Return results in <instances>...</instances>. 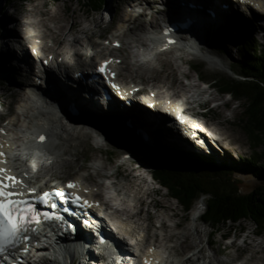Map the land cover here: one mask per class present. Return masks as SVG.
Instances as JSON below:
<instances>
[{
  "label": "bare ground",
  "instance_id": "obj_1",
  "mask_svg": "<svg viewBox=\"0 0 264 264\" xmlns=\"http://www.w3.org/2000/svg\"><path fill=\"white\" fill-rule=\"evenodd\" d=\"M161 1L164 3V8L153 15L148 14L145 15V17L138 15L131 16L130 12L125 10L122 13L120 22H118L120 23L118 24V28L108 37L109 44L102 41L94 42L91 40L93 36H98L100 38L105 35V30L96 33L92 25L96 13H92L82 0H77L76 6L72 5L71 0H62L61 5H53L55 0H38L32 2L30 15L27 16L28 20L26 24H24L23 30H19V27L14 25L11 28L5 26L3 29V33L8 38V42L3 52L0 51V71H2L0 74H2V76H10L11 80L14 78L15 83L18 84L16 76L23 70L26 82H30L29 88L33 86V89L44 94L46 99L54 103L72 107L80 117L85 116L92 122L101 125L116 138H122L125 134L135 133L138 141L146 146L148 151L152 153L153 158L157 161L162 159V151L164 148H173L174 151H180L178 148H187L189 151H194V148H197V144L195 145V143H192L189 139L173 133L169 125L166 122L163 123L164 118L161 113H158L154 105L157 103L155 100L137 99L131 92L132 89L130 86L123 88L121 91L120 88L122 86L113 87L115 83H108L107 81L100 83V76L98 77V74L94 70H91L89 78L94 76L98 83V88H96L98 91H96L95 95V89L91 88L88 84L86 85L81 77L76 75V78H74V74L68 73L69 69L85 66L89 64V62H91L89 67L94 69V65L96 71H98L100 65L104 64L105 61H110L111 63L106 65L107 72L112 74V72L116 71L120 80L126 83L130 82L129 77L133 81L142 83L143 90H146L149 94L151 91H154L152 95L150 94V98L166 95L171 97L179 94L181 89H199L198 87L201 88V86L195 81L197 79L203 84L202 90L199 91L200 96L204 100L202 106L208 107L211 105V101H216L217 103L219 100L217 94H215L209 86L206 88V83L208 84V81H205L202 77L203 75H201L197 69H193V62H189L191 57L183 48L172 46L157 53L153 59L148 60L139 58L140 48L141 46L149 45L147 33L156 29L157 25L160 24L164 30L168 29L176 34L179 32L178 30L182 23L183 29H187L188 26L197 28L200 40L198 43L208 46L209 40L213 43V40L209 39L207 33L208 23L213 24L215 27L222 26L230 30L242 32V14L238 9L234 8L233 0ZM238 1L241 3L243 2V0ZM13 5L15 9H17L16 2H13ZM242 7H246L249 11L252 9V7L250 8L244 5V3ZM261 11L264 12V9ZM252 14L253 12H251L250 15ZM160 17H167L173 22L180 21V25H176L175 28H169L164 23L163 19L159 23ZM69 19H72V21H70L67 26L66 21ZM248 28L251 30V23H249ZM69 31H73L76 37L75 39L70 38L69 41L65 43L64 39L69 34ZM21 32H26V35L21 34ZM182 33L185 34L187 32L182 31ZM45 36L50 37L51 41L48 42L44 40ZM85 37L88 39L86 46H84V43H81V40L85 39ZM115 41H117L118 44H114ZM216 43L220 42L216 40ZM79 44H82L81 48H83V50L79 49ZM20 45L22 47H20ZM226 49L227 53L231 51L229 45H226ZM175 52L178 53L176 58L173 56ZM86 53H89L90 59H86L83 56ZM99 55H101V58L98 59V64L96 66L95 60ZM34 57H37L42 63L43 68H45L44 86L41 84L43 83L41 78L35 79L34 77L38 76L37 72H35ZM212 63L219 66L214 60ZM186 64H189L187 68L184 67ZM107 72H105V75H107ZM66 73H68L67 75L69 76L67 79L64 77ZM105 75L103 74V77H105ZM184 76L187 77V80L184 79ZM31 78L33 79L32 82L29 81ZM36 80L41 83L35 86L34 82ZM107 84H109V87ZM191 92L192 94L195 93L194 91ZM185 93L186 92H184V94ZM3 94H5V92H0V103L2 105L6 102L1 96ZM10 95L18 99L17 104H19L21 111L17 110L15 116L7 121H0V145H2L0 151L5 154L3 158H0L4 161L0 163V167L10 169L8 175L12 176L17 172L11 165H8L10 163V156L8 153L15 155V163L18 164L16 168L23 165V162H27L26 164L30 168L27 176H30V178L39 177L42 173L47 172L49 174V172H52L45 163L51 158V154L60 156L61 149H67L66 151H68L69 147L73 146V142H71L73 136H76L83 142L85 141L86 135H92L90 130L77 127L76 119H74V122H68L63 117L55 118L47 114L45 119L38 118L34 123L30 121L26 122L24 121L25 116H34L36 111L42 109L36 107L35 100L33 102L29 101L31 100V96L23 88V83L22 85L20 84L17 89L13 90ZM196 98H198L197 94ZM189 109L203 115L207 119L215 121L218 128V139L215 146L218 147L219 144H227L224 140L227 133L223 128L228 123H231L232 119L220 109L219 105L214 108H209L208 110L199 108L196 105L189 106ZM2 114L0 112V116ZM23 126L24 128H22ZM171 129L173 130V127H171ZM40 135L45 137L42 142L39 140ZM202 135L203 134L199 132L198 136L194 135V137L198 142H201L203 139L201 138ZM235 137L237 140H240L241 134L235 133ZM204 151L211 152L213 149L210 147V150L207 148ZM121 154L125 155L126 152H122ZM33 161H35V163ZM65 163L71 166L70 172L73 171L77 174L75 180L78 184H76L74 189L83 193H89L91 189L98 193L97 186L101 185L103 182L98 181L96 174L99 176H108V174L111 173L102 171L98 167L95 168L96 174L88 172V169H86L87 172L80 173L85 165L79 164L76 159H67ZM126 163L127 162H124L119 165L117 172L127 177H132L137 181L136 184L141 187L144 186L147 182L145 173L140 171L141 169L139 167ZM76 167H78V169H76ZM216 167L217 166H213V168ZM17 175L19 176V174ZM81 178L90 181V183L92 182V187L84 186L83 188ZM19 179L21 181L28 180L23 177H19ZM132 187H134V185ZM86 188H89V190ZM146 192H152L151 186L146 187ZM69 198L70 196H68V199ZM153 203L158 207H165L166 210H172L171 216H176L178 214V210L172 204H166L162 200H154ZM127 210L128 208L125 209L126 212ZM131 214L133 213L131 212ZM149 216L150 213L148 212V217ZM160 220L161 231L164 232L162 241H165L163 243L164 249L167 250L164 254L169 252L170 255L166 261L169 264H176L174 263L175 260L170 259L174 255L173 250L175 246L167 242L171 241V238L174 236L178 237L179 233L175 232L173 228L168 229L170 223L165 217H162ZM120 223L122 230L127 232L133 241L135 239L139 240L137 243V252L147 247L149 253H158L156 256L157 259H164L165 255L159 247L147 246L145 241H143L144 234L146 230L148 231L150 223H146L143 227L145 232L143 229H139V222L122 220ZM175 225L179 226L180 223L175 222ZM78 226L79 225L72 224V231L69 235L63 234V238H61V242L65 246V254L68 257L74 256L72 250L78 244L76 242L77 239L83 238L84 240L90 238V234L87 233L86 229L83 228L81 224V228ZM99 228L103 229L102 226ZM155 228L158 227L155 226ZM153 233L154 232L150 233V235H153ZM182 234L184 238L183 242L187 241L189 239V231L186 230ZM154 235H156V241L159 242V233L156 232ZM123 242L125 246L123 247L129 248L128 243L126 241ZM234 243L235 242L229 241L227 247H231ZM186 246L189 248L193 247L192 244L188 243ZM240 248L243 250L242 247ZM87 250L88 252H92L93 248H87ZM203 250L204 249L201 248L200 252H203ZM213 251L215 254L219 250L213 247L212 252ZM257 253L261 254L257 255ZM89 256L90 253H82V259L85 262ZM201 256H203V254H197L195 249H192L190 251V257L188 256L187 259L195 261L196 258L199 259ZM146 257L149 258L148 256ZM252 257L262 260V264H264V243H260L254 248V251L251 253V258ZM184 260H186V258H184ZM223 262L225 263L227 260L224 259Z\"/></svg>",
  "mask_w": 264,
  "mask_h": 264
},
{
  "label": "rangeland",
  "instance_id": "obj_2",
  "mask_svg": "<svg viewBox=\"0 0 264 264\" xmlns=\"http://www.w3.org/2000/svg\"><path fill=\"white\" fill-rule=\"evenodd\" d=\"M38 0H17L15 1L16 3H19L21 7L23 8L24 11V16L27 17L30 15V8L32 7V2H35ZM85 3V6H87L92 13L94 11L91 9V6L89 5V0H82ZM3 0H0V51L3 52V50L6 48V43L8 42L7 36L3 33V29L5 26H8L11 28L13 25H16L21 28L20 26V21L17 17L11 15L5 14V9L1 8V5ZM12 2V1H9ZM72 5L76 6L77 5V0H71ZM125 0H105V7L109 8L111 12L113 13V16H115V20L122 14V9L124 6ZM62 0H55V3L53 5H61ZM175 5V4H173ZM163 3L158 2V4L155 6V12L161 10L163 8ZM7 9V8H6ZM7 12H10V10L7 9ZM259 14V13H256ZM92 16V15H91ZM142 17H144V14H141ZM98 18L94 20L93 26L98 22ZM72 21V19H69L66 21V24L68 26L69 22ZM167 23L170 22V20H166ZM242 23H243V31L238 32L235 30H229L228 28L224 27L221 32L215 31L214 33L217 34L216 36L218 37H224V43L228 46H230L231 51L229 53H220L217 51H214L213 53L216 54L217 56H220L224 62L225 67H223V71H221V75L225 76H235L236 78H239V75H236L229 66H231L230 63L240 61L243 59V55H240L237 50V45L240 41V37L243 38H248L249 36L255 37L259 42H263L262 38L259 37V35L247 27V20L246 17H243L242 14ZM117 23L115 25V28L113 30H110V33L106 31L105 35L103 38H101V41H104L107 43L109 35L113 32L115 29L118 28ZM260 24V23H259ZM16 26V27H17ZM222 27V26H221ZM218 28V27H216ZM102 29V28H100ZM98 29V30H100ZM104 29V28H103ZM20 30V29H19ZM68 30V29H67ZM190 33V31H189ZM21 34L25 35L24 33L21 32ZM208 31L209 37H211ZM73 33L69 32L67 35V38L72 37ZM179 38L184 39L188 38L190 39L193 43H198V40L196 38V31L191 29L190 34H176ZM229 40H228V39ZM97 39H91L92 41H95ZM44 40L50 42L51 38L48 36H45ZM67 40V39H65ZM83 42L85 41L82 40ZM20 47H22L20 45ZM211 50V49H210ZM212 51V50H211ZM236 51V52H235ZM20 52V51H19ZM251 52V51H249ZM86 59H90V56L88 54L83 55ZM174 58L178 56V53L175 52L173 54ZM1 61V60H0ZM35 71L38 69L37 65L39 63L35 62ZM42 66V65H40ZM185 68H187L186 65H184ZM2 73V71H0ZM38 73V70H37ZM35 79L36 76H34ZM184 78L187 77L184 76ZM17 83L22 85L23 83V88L28 91V87L30 82H26V78L24 77V71L21 70V73H18L16 76ZM32 78L29 79V81L32 82ZM25 82V83H24ZM27 83V84H26ZM15 83L14 78L11 80L10 76H2L0 74V92H5V94L1 95L3 99L6 101L5 104L1 107V110L6 112H11L8 117H6L2 121H7L8 119L12 118L15 116V113L17 110L21 111V108L19 107V104H17V100L13 98V96L10 95V93L17 89L19 85ZM32 84V83H31ZM199 88L198 90H200ZM214 93L217 94L218 96V101H211V105H209L206 108H210L211 106H214L216 104H219L220 109L229 117L231 118V123H228L223 129L226 130L227 136L224 139L227 144L222 145L219 144L218 147L213 145L212 142L207 141L208 149L210 150L213 149V151H204L202 146H197V148H194V151H190V153H184L185 156H178V155H173L171 158H168L166 155L165 150L162 151L163 154V159L166 162H175V161H185L189 160L191 158H202L204 160H209L212 161L213 164L219 165L220 163L227 165V166H235L237 168L236 171H232L233 173L228 172L229 178L235 181L236 186H239L242 191H251L256 188H259L260 186H264V180L256 176L255 174L251 173L248 171V169H256L259 167H264V132H262L260 135L262 139L258 138V136L253 137L245 130V125H244V120H243V111H244V102H246L247 99L244 97L238 100H234L231 102V104L227 107L224 104H222L223 100L230 99V95H226L221 93L220 91H217V88L214 89ZM206 96V95H205ZM207 97V96H206ZM1 100V97H0ZM26 119V120H25ZM31 120V117H24V121H29ZM103 129V128H102ZM104 130V129H103ZM235 133L241 134V139L237 140L235 137ZM259 135V137H260ZM104 136L107 138L108 135ZM110 138H112L111 135H109ZM84 144L83 145H88V147H85V150L80 151V146L77 145V147H72L71 148V153H68L65 157H62V160H59V162L62 163V165H65L66 159L69 158H74L78 161L79 164H83L84 169L81 170L80 173H85L87 172L86 169H88V172H93L96 174L95 167L100 168L102 171L105 172H113L117 169L118 165L125 161L127 158L126 156L124 157L123 155H120L122 152L129 153L133 158H136L137 152L141 151L142 149L137 148L136 149H128L125 145H122L118 142H116L114 139L111 141V145L104 141V143L100 144L95 138H92L91 136L86 137ZM127 139H134L133 137H125L123 141H126ZM76 140V139H73ZM77 141V140H76ZM74 142V141H73ZM127 143H129L127 141ZM130 144V143H129ZM138 145H143L140 141L137 143ZM103 149H101L99 146ZM223 146V147H222ZM110 147L113 149V157L110 156V153H108L107 148ZM222 147V148H221ZM79 152H76V151ZM188 150V149H187ZM189 151V150H188ZM220 151V152H219ZM215 152V153H214ZM208 154L206 157L204 154ZM104 155V156H103ZM138 156V155H137ZM76 157V158H75ZM130 158V157H129ZM73 159V160H74ZM147 161H149L148 158H146ZM129 161V160H127ZM161 162V161H160ZM139 161L134 162V164H138ZM129 165V163H128ZM157 164H152L150 162L144 161L143 165V171L146 175L147 182L144 185L145 187H152L151 191L152 193L150 194L155 200H162L166 204H172L177 210L178 214L176 216H171L172 210H166L165 207H159L158 209H155L154 207H150L149 213V221L150 227L149 228V233H156L158 232L159 235V243L164 245L162 240H163V233L161 231V227L157 226L160 222V219L162 217H165L167 221L170 223V227L168 229H172L179 233V236L172 237L171 241H168L167 243L170 245L175 246L173 250L174 254V259L178 264H201V260H198V263H191L189 261L183 262V259L188 256L190 253L189 247L186 246V244H192L193 247L192 249H195L197 254H203L206 258H209V253L211 250L207 248V239L213 238L215 242L213 243L212 248L214 247L215 249L219 250V252H223V254H218L213 258H215L214 263L215 264H220V259H226L227 262L223 264H229L232 261L238 260L240 262L247 261L248 264H262V260L252 257L251 258V253L254 251V248L258 246L260 243H264V232L260 236H256L253 231L257 229L256 223L250 219H243L241 223H232V224H225L221 227L220 231L217 232L216 236H211L210 231L211 227L207 224H205L203 221L198 222V223H193L190 222L188 219V216L191 215V212H186L183 206L181 205L180 201L176 198L173 197V194L171 193V190L167 188L166 186L157 183L156 181L153 180L154 174H153V169L154 166ZM78 169V167H76ZM61 171L62 175L65 174H72L75 175V173L70 172V173H65ZM206 173H216L213 170H207L205 171ZM223 173V172H222ZM222 176V175H219ZM43 178V179H42ZM42 180H45V176H42ZM96 178L98 181L103 182V185L106 183L105 179L107 180L106 177L104 176H99L96 174ZM228 179V178H227ZM118 182L127 188H133L132 185H135L137 181H135L132 177H127L124 174L120 173L119 177L117 178ZM38 181V180H37ZM159 187V192L155 193L154 188ZM98 189L100 188L99 186L97 187ZM135 190H132V192L136 196H141L143 193V188L138 186V188L134 187ZM206 195L204 196V198ZM148 198H146L147 200ZM148 201V200H147ZM137 202V201H136ZM146 212L144 211L143 214L140 217H137L136 219L140 222L144 221ZM175 222H181L180 225L177 227L174 225ZM158 227V228H155ZM240 228L243 229V232H240ZM189 231V239L185 242L183 238L184 231ZM225 232H230V237L227 240H222L221 235ZM151 235L152 238H154L156 235ZM235 234H240V237L235 240V243L231 247H227V244L229 241H232L234 239ZM247 237V242H244V238ZM185 247V248H184ZM243 250H241V248ZM204 248L203 252H200V249ZM242 251V252H241ZM261 253H257L259 255ZM255 258V259H254ZM47 264H57L56 261H47Z\"/></svg>",
  "mask_w": 264,
  "mask_h": 264
},
{
  "label": "trees",
  "instance_id": "obj_3",
  "mask_svg": "<svg viewBox=\"0 0 264 264\" xmlns=\"http://www.w3.org/2000/svg\"><path fill=\"white\" fill-rule=\"evenodd\" d=\"M2 8L4 9L3 6ZM5 13L9 14L7 10ZM238 46L239 52L246 55L235 67L239 78L221 77L218 85L237 96H246L247 100L243 103L246 130L259 136L264 132V43L255 46L254 43L246 42ZM249 46L253 47L250 53L247 52L251 48ZM260 138L262 139L261 135ZM186 164L175 170L170 165L163 164L156 170L185 208H189L194 197L203 191L209 193L203 218L212 228L241 223L243 219L251 218L260 231L264 230V186L243 192L235 185H226L224 180L218 179L214 174L200 172L209 167L205 166V162L192 158ZM218 169L227 171V168H215ZM251 173L264 180L263 166Z\"/></svg>",
  "mask_w": 264,
  "mask_h": 264
},
{
  "label": "snow or ice",
  "instance_id": "obj_4",
  "mask_svg": "<svg viewBox=\"0 0 264 264\" xmlns=\"http://www.w3.org/2000/svg\"><path fill=\"white\" fill-rule=\"evenodd\" d=\"M108 63L111 62L105 61L104 64L100 65L98 71L104 73ZM113 87L115 88L116 85H113ZM177 118L179 119V117ZM44 139L45 137L43 135L39 136L41 142ZM0 148H2V145H0ZM4 155L0 151V158H3ZM3 162L0 159V163ZM9 172L10 169L0 167V253H3L8 247L16 244L21 239V233L29 231L28 225L39 222L41 216L45 220L59 218L53 217L48 212H39L34 205L26 200L16 199L15 197L22 196L23 193L15 191L14 189L18 184H22L23 181L16 176L8 175ZM67 187L71 189L76 187V185L69 182ZM50 195L51 193L44 192L41 199L47 201ZM52 207H55V205L53 204ZM31 230L35 231V229ZM24 238L27 239V237ZM145 264H150V261L146 260Z\"/></svg>",
  "mask_w": 264,
  "mask_h": 264
},
{
  "label": "water",
  "instance_id": "obj_5",
  "mask_svg": "<svg viewBox=\"0 0 264 264\" xmlns=\"http://www.w3.org/2000/svg\"><path fill=\"white\" fill-rule=\"evenodd\" d=\"M250 191V190H249ZM249 191H243V192H249Z\"/></svg>",
  "mask_w": 264,
  "mask_h": 264
}]
</instances>
